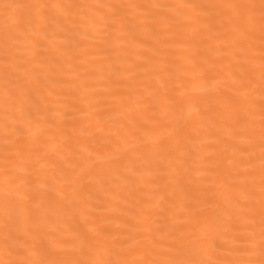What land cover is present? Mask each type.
Segmentation results:
<instances>
[{
	"label": "snow or ice",
	"instance_id": "6c2138e0",
	"mask_svg": "<svg viewBox=\"0 0 264 264\" xmlns=\"http://www.w3.org/2000/svg\"><path fill=\"white\" fill-rule=\"evenodd\" d=\"M124 8H166L186 23L171 40L152 33L157 39L151 54L133 53L123 81L117 76L107 84L78 85L66 97L56 90L59 81L41 76L48 54L57 50V33L77 24L65 23L57 12L85 10L88 21L107 32L122 22ZM103 9L115 11L105 15ZM186 29L200 36L203 51H169L189 35ZM0 53V128L6 141L0 159V264H264V0H0ZM53 96L71 103L58 105ZM224 125L233 156L246 153V162H225L211 152L201 156L190 147ZM12 135L24 139L13 141ZM215 142L223 138L217 135ZM256 158L258 170L238 171ZM204 169L206 182L193 175ZM122 170L137 179L127 196L121 194L126 203L120 207L112 204L116 190L131 179ZM112 213L122 218L115 227ZM228 233H239L233 237L239 246L228 250L236 258H195L213 252Z\"/></svg>",
	"mask_w": 264,
	"mask_h": 264
},
{
	"label": "bare ground",
	"instance_id": "6f19581e",
	"mask_svg": "<svg viewBox=\"0 0 264 264\" xmlns=\"http://www.w3.org/2000/svg\"><path fill=\"white\" fill-rule=\"evenodd\" d=\"M18 2L25 3H64V4H110V5H176V4H209V3H229L239 2V0H18ZM258 2V0H257ZM105 15H112L115 10L103 9L101 10ZM187 13L193 14L192 10L185 9ZM65 23L69 19L76 20L77 24L73 26L68 24V28L72 29L71 32L57 33L59 39L55 40V51L48 54L51 59H45V67L41 76L45 73L53 76V78L60 83L57 85L56 90L62 91L67 97L74 88L84 85L107 84L109 78L116 80L117 76L120 80H125L128 77V69L135 59L133 53L139 52L144 55H150L149 48L156 43V36L152 33H158L159 39H173L171 33L179 25L186 23V17L174 16L172 11L166 8H124L119 10L120 21L115 25L114 29H109L105 32L103 26H93L85 14V10L72 9L69 12H57ZM195 27V26H193ZM189 35L183 39L179 44H172L169 51L191 54L197 47L201 51L204 50V45L199 44L200 36L193 38L190 33L191 29H186ZM55 29L50 28L49 34L52 35ZM258 37V33H257ZM70 41V42H64ZM209 44H215V41H207ZM77 44L79 46H77ZM256 62L259 63V41L257 38L256 45ZM227 62L228 57H224ZM3 59L0 53V91L3 89ZM258 78V71H257ZM47 95V92H45ZM49 99L55 101V97ZM58 105L70 104L71 99H61L55 101ZM63 111L61 107L59 109ZM257 132L259 128V110L256 109L255 115ZM223 138V142L216 143L215 136ZM5 132L0 128V159L3 156V149L6 146L4 139ZM12 140L23 141V137L12 135ZM231 141L228 137V127L224 125L219 131L213 129L211 132L201 137V142L197 145L190 146L193 151L201 156L207 152L218 153L224 157V160L236 159L238 161H247L248 156L246 153H237L233 156ZM246 146V145H241ZM256 156L259 154L258 135L257 147L255 148ZM209 167H214V158L208 161ZM250 166L259 168V159L256 158L252 161L251 165L247 163L240 164L238 171H243ZM218 171L223 172L224 167ZM123 173V170H122ZM208 169H204L201 173H193L201 181L208 179ZM124 175L131 176L127 182H121V186L116 190L117 198L112 201L114 206L119 205L123 207L125 201L122 200L123 196L128 195L129 188L134 186V181L137 177L132 173H123ZM257 198H258V178H257ZM103 199V196H101ZM113 227L120 223L121 217L118 213H112ZM63 227L62 224L58 225ZM234 235L239 233H228L220 236L216 243L219 245L213 252L207 256H196L195 258L206 259H232L236 258L238 254H229L228 250L238 247V243L234 241ZM258 258V257H257Z\"/></svg>",
	"mask_w": 264,
	"mask_h": 264
}]
</instances>
